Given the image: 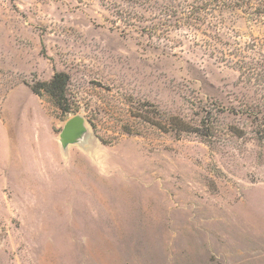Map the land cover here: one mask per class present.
<instances>
[{
  "label": "rangeland",
  "instance_id": "374dc122",
  "mask_svg": "<svg viewBox=\"0 0 264 264\" xmlns=\"http://www.w3.org/2000/svg\"><path fill=\"white\" fill-rule=\"evenodd\" d=\"M0 264H264V0H0Z\"/></svg>",
  "mask_w": 264,
  "mask_h": 264
},
{
  "label": "trees",
  "instance_id": "16d2710c",
  "mask_svg": "<svg viewBox=\"0 0 264 264\" xmlns=\"http://www.w3.org/2000/svg\"><path fill=\"white\" fill-rule=\"evenodd\" d=\"M68 76L64 72H55L52 77L43 83L42 89L51 97L53 103L63 112L70 110L68 98L66 96V86ZM32 91L39 94V88H32Z\"/></svg>",
  "mask_w": 264,
  "mask_h": 264
},
{
  "label": "water",
  "instance_id": "95a60500",
  "mask_svg": "<svg viewBox=\"0 0 264 264\" xmlns=\"http://www.w3.org/2000/svg\"><path fill=\"white\" fill-rule=\"evenodd\" d=\"M84 130V119L79 115H74L65 121L58 140L62 148L67 145L77 143L78 135Z\"/></svg>",
  "mask_w": 264,
  "mask_h": 264
},
{
  "label": "crops",
  "instance_id": "0c3cea01",
  "mask_svg": "<svg viewBox=\"0 0 264 264\" xmlns=\"http://www.w3.org/2000/svg\"><path fill=\"white\" fill-rule=\"evenodd\" d=\"M70 145V144H69ZM68 146V145H67ZM67 148V147H66Z\"/></svg>",
  "mask_w": 264,
  "mask_h": 264
}]
</instances>
